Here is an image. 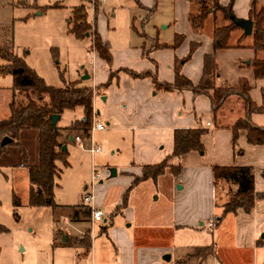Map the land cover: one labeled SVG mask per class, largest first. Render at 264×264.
Masks as SVG:
<instances>
[{"label":"rangeland","instance_id":"374dc122","mask_svg":"<svg viewBox=\"0 0 264 264\" xmlns=\"http://www.w3.org/2000/svg\"><path fill=\"white\" fill-rule=\"evenodd\" d=\"M141 2L142 5L137 0H0V46L10 47L46 84L62 86L76 81L77 84L94 85L96 80H101L99 77L102 69L113 70L116 66H129V62L140 64L143 57L138 50L143 47L149 49L161 42L173 43L178 28L186 26L184 23L188 18H183L186 6L182 0ZM59 3L60 6H57ZM77 5L85 6L86 20L93 25L90 32H93L94 27L97 28L102 38L108 42L114 58L111 64L98 58L97 52L91 48L92 37L89 34L79 35L72 29V8ZM225 23H229V19H222V13L218 11L215 16L207 15L195 31L202 34L201 37L205 40L210 35L215 45V27ZM242 33L244 32L238 26L228 36L227 42L247 43L249 34L238 38ZM181 36L182 40L186 37L184 33ZM195 43L197 40H193L192 46ZM234 48L237 49L232 53L251 50V47L243 45ZM255 54L264 56V49ZM188 57L187 53L176 58V64L179 65L181 59ZM222 58L220 62L227 67V55ZM252 58L246 57L243 60H249L250 64ZM6 62L0 58V63ZM194 68L195 65L191 72ZM112 73L110 84H115L116 87L114 78L120 74L116 71ZM13 83L11 72H0V118L7 115L9 102L13 97L17 100L25 99L23 92L15 89ZM170 85L168 82L157 81L155 86L158 91H162L161 89H172ZM105 89L101 87L99 92L94 93L106 92ZM172 93L171 99L165 98L163 105L157 102L156 97L149 100L150 106L165 112L166 117L159 121L162 123H142V118L128 117L131 104L126 98L119 97L121 104L117 105L112 100H104L103 95L98 97L96 108L93 105L92 122L101 121L105 127L92 130L93 141L101 146V151L93 154L69 138L70 134H79L85 144H89L88 136L71 128L73 120L82 113V106L66 108L61 113L57 126L61 131L59 139L66 145V161L56 160L57 173L52 198L56 203L65 204L59 207L86 208L89 210V219L82 212L80 217L89 221H69L66 219L67 214L56 205L29 204L27 168L21 163L25 160L38 162L35 130H24L25 136L18 143H8L0 150V264H133L134 251L131 245L136 241H143V245H155L166 240L165 226L172 224L177 215L175 202L180 195L187 194L188 189L196 182L195 179L180 171L173 173L167 167L156 177L141 178L138 183L132 184L131 175L124 170L128 165L137 169L143 165L132 164L143 162L142 156L146 150L151 153V140L162 139L164 147L159 152L163 153L170 145L169 134L173 127L186 124L173 123L174 120L167 115L172 112L171 106L175 104L176 95L175 92ZM138 101L145 105L142 98H138ZM179 102L177 111L187 113L189 99L182 96ZM106 105L109 113H112L115 126H112V122H106ZM98 108L99 113L95 112ZM204 116L209 117V113L203 112L202 118ZM156 125L160 127L155 129L153 126ZM203 144L204 153L201 154L202 162L199 163L202 166L209 164L206 152L209 139ZM167 156L168 164H176L171 163L170 153ZM93 166L101 173L94 184V203L102 208L103 216L101 220L91 222L90 207L83 203L82 198L90 190ZM111 167L116 169L113 176H109ZM133 177L135 174H132ZM14 194L19 201H14ZM88 230L92 239L90 246L62 243L65 234L74 237ZM165 254L168 252L162 253L161 259L166 264L173 263L174 256L166 259ZM148 255L149 252L142 255L138 253L136 259L142 264H153L148 262Z\"/></svg>","mask_w":264,"mask_h":264},{"label":"crops","instance_id":"0c3cea01","mask_svg":"<svg viewBox=\"0 0 264 264\" xmlns=\"http://www.w3.org/2000/svg\"><path fill=\"white\" fill-rule=\"evenodd\" d=\"M219 1L223 5L229 3V0ZM258 1L264 4V0ZM139 2L142 5L141 0H137L138 4ZM182 3L186 6L183 18L187 19L189 2L182 0ZM251 3L252 0H233L231 4L232 12L238 17H248ZM57 6H60V3ZM184 24L186 26L183 25L184 27L178 28V32H176L186 35L180 44L172 45L173 43L161 42V45L155 44L149 49L143 47L142 50H138L143 57L140 64L129 62V66L115 65L116 67L113 70L111 68L102 69L99 77L101 80H96L94 85H91L95 87L98 84L109 82L104 87L106 92L94 93L93 105L95 108L97 106V98L102 95L104 100L106 99L108 102L112 100L117 105L121 104L119 97L126 98L131 104V108H128V117L142 118V123H162L159 121L160 118L166 117L165 112L156 110L153 105L150 106L151 102L149 100L152 97H156L157 102H161L163 105L164 99H171V96H173L171 95L173 94L172 92H175V104L171 106L172 112L167 115L171 120H174L173 123L186 124L173 127L172 132L169 134L170 145L163 153L159 152L164 147L162 139L151 140L149 142L151 153L146 150L144 156H142L143 162H132V165H140L141 163L153 164L163 160L171 152L174 128L201 126L206 128V132L201 136L202 142L204 143L206 139H209V145L206 149L209 156V164L199 165L202 162L201 154L204 153V150H189L179 157L172 156L171 163L179 161L181 164L180 172L185 175L189 174L196 182L188 189L187 196L180 195L175 202L177 215L172 224L165 226L164 234L166 240L159 243L156 242L157 244L155 245H143L144 242L138 240L131 245L134 251L133 264H142V262H138L136 257L138 253L142 255L144 252H149L150 260L148 262L153 264H166L161 259V254L165 252L169 253V259L174 256V262L170 264H264V243L259 241L264 235V198H256L253 207L248 212L238 208L236 212H227L218 218L221 207L217 206L216 203H220L226 198L225 188L227 185L223 183L224 188L216 189L213 183V165H251L254 173V190L257 192L264 191V144L248 142L245 128L238 130L236 141H233L232 138V125L245 110L244 99L240 94L232 93L226 97L216 111H213L212 103L207 94L193 93L188 88L161 89L162 91H158L151 76L134 75L132 73L149 70L156 75L157 81L173 83L176 58L189 54L193 40H197L194 45L195 48L189 57L180 61V73L183 76L190 79L193 83H197L202 74L204 55L213 53L218 67L217 83L235 86L240 78H245L249 83L248 93L250 98L256 104H262L264 101V76H255L249 61L243 60L246 57L252 58L255 50L251 48L246 53H232L237 49L234 47L237 46L216 48L210 35L205 40L201 37L202 34L195 31L189 20ZM239 28L242 30L241 27ZM189 32L191 34H188ZM102 39L105 40L104 38ZM185 44H187L186 48ZM111 55L112 59H114L113 53ZM224 55H227L228 58L226 61L227 67L224 66L223 62H220ZM97 56L105 62L98 54ZM194 65L195 68L191 72V68ZM114 71L120 74L114 78V83L117 84L116 87L115 84H110L112 72ZM92 75L94 76L93 71ZM119 81L120 87H118ZM182 96L190 101L189 110L185 114H182L181 110L177 111V107L180 105L179 99ZM138 98H142L145 105H142ZM228 107L229 109H227ZM105 109V117L108 119L106 122H112V126H115L112 113H109L107 105ZM140 109L141 114H139ZM203 112H208L209 117L204 116L202 118ZM82 116L83 111L77 118ZM228 117L229 119L227 120ZM251 120L258 125H264V111H253ZM153 127L157 129L160 126L156 125ZM142 152L144 153V151ZM136 169L134 166L128 165L127 169L124 170L125 173L131 175L130 182L134 178H132V174H135V176L141 175L142 166ZM131 170H134V172H131ZM231 188H235V185H231ZM55 205L67 214L66 219L69 221H89V210L86 208L82 209L81 206L79 208L78 206L59 207L65 205L62 203H56ZM81 212L84 216H88V219L80 217ZM214 215H216L215 218ZM210 222L213 223L212 226L209 225ZM62 243L81 247L90 246L92 243L91 234L89 230L74 237L65 234Z\"/></svg>","mask_w":264,"mask_h":264},{"label":"trees","instance_id":"16d2710c","mask_svg":"<svg viewBox=\"0 0 264 264\" xmlns=\"http://www.w3.org/2000/svg\"><path fill=\"white\" fill-rule=\"evenodd\" d=\"M189 2L188 20L194 29H198L204 18L218 11L222 13V19L228 18L229 23L218 24L215 27V47L230 46H249L255 50V53L264 49V4L258 0H252L248 17L253 20L252 32L247 35V43H228L227 38L231 32L237 28L228 14L232 12L229 0L227 5H223L219 0H187ZM73 30L79 35L89 34L92 37L91 48L97 52L99 57L111 64L112 55L110 46L106 40L101 38L100 33L94 27L90 32L92 23L86 20V11L84 5H77L72 8L71 15ZM95 24V23H94ZM176 38L172 45H178L182 41L180 33H176ZM242 34L240 37H243ZM157 45H161L157 44ZM165 46V45H163ZM192 46L189 55L194 50ZM0 58L7 61L0 63V72L9 71L13 75V86L22 91L25 99L17 100L13 97L9 102V111L7 115L0 118V144L4 136L10 138L9 141L0 145L3 150L8 143H18L20 138L25 135L23 131L33 129L36 132L38 140L39 159L36 163L27 160L21 165L26 166L29 179V204H52L55 205L52 198L54 177L57 173L56 160L64 159L66 161V150L62 149L63 142L59 139L61 131L57 126L51 123L53 113L61 114L66 108H73L77 105L82 106L83 116L73 121L71 128H76L85 136L90 135V127L93 119V95L94 91H99L101 87L108 85L101 83L92 87L91 85L77 84L76 81L65 83L62 86H53L46 84L35 70L29 67L23 58L18 56L10 47L0 46ZM255 76H264V56H255L250 61ZM134 75H150L155 84L157 78L149 70L142 72H132ZM218 67L213 53H206L203 59L202 74L197 83L180 73L179 65H175V79L171 83L172 88H188L193 93L207 94L212 103L213 111H216L225 101L226 97L232 93H238L245 101L244 113L239 116L232 125L233 141H236L237 132L240 128L246 129L247 141L253 144H264V125H258L251 120L253 111H264V101L262 104H256L249 96V84L245 78H241L235 86L225 83H217ZM206 132V128L198 127H177L173 130V142L171 156L179 157L189 150H204V144L201 136ZM24 135V136H23ZM166 156L163 160L153 164H143L141 175L133 178L132 184L138 182L141 178L156 177L169 167L174 173L181 170L180 162L168 164ZM213 183L216 189H221L223 183L226 198L216 205L221 207L218 218L227 212H236L238 208L250 211L256 198H264V191L254 190V173L251 165H224L216 164L212 166ZM131 184V185H132ZM131 185L129 187H131ZM235 185V188H231ZM126 197L123 199L125 203ZM14 201L19 198L14 194ZM216 215H214L215 218ZM105 230V228H104ZM264 243V235L259 239Z\"/></svg>","mask_w":264,"mask_h":264},{"label":"built area","instance_id":"2783aa9c","mask_svg":"<svg viewBox=\"0 0 264 264\" xmlns=\"http://www.w3.org/2000/svg\"><path fill=\"white\" fill-rule=\"evenodd\" d=\"M105 125L101 121L92 122L90 127V135L88 136L89 144L86 145L85 141L79 134H74L73 139L78 142V145L82 148H85L89 150L92 154L97 153L101 151L100 144L96 143L92 139V130L93 129H103ZM86 141V142H87ZM101 177V173L93 166L92 172H91V181H90V190L86 191L83 195L82 201L85 205L90 207V214L92 222L96 220H101L103 216L102 208L97 207L94 203L95 199V193H94V184L97 179ZM87 188V184L85 185V189ZM213 223H209L210 226H212Z\"/></svg>","mask_w":264,"mask_h":264},{"label":"water","instance_id":"95a60500","mask_svg":"<svg viewBox=\"0 0 264 264\" xmlns=\"http://www.w3.org/2000/svg\"><path fill=\"white\" fill-rule=\"evenodd\" d=\"M228 16H229V18L232 20V22L235 25H237V26H239V27L242 28V30H243V32L245 34H250L252 32L253 20L250 17H238L233 12L229 13ZM248 61L249 60H246V62H248ZM95 112L99 113V110L97 109ZM59 117H60V114L59 113H53L51 115V123H52L53 126L56 125L57 120L59 119ZM69 138L70 139L73 138L72 134L69 135ZM9 140H10V138L8 136H4L3 139H2V141H1L2 145L5 142L9 141ZM61 148L62 149H66V145L65 144H62V147ZM115 174H116V169L114 167H111L110 168V172H109V176H113ZM178 186L181 187V185H178ZM164 257L166 259H169V257H170L169 253L168 254H165Z\"/></svg>","mask_w":264,"mask_h":264}]
</instances>
